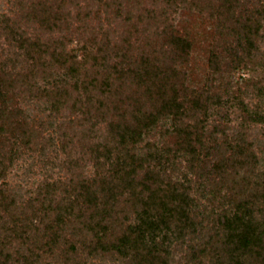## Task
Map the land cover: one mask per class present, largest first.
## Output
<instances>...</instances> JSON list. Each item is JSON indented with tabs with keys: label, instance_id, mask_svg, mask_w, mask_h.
Here are the masks:
<instances>
[{
	"label": "trees",
	"instance_id": "16d2710c",
	"mask_svg": "<svg viewBox=\"0 0 264 264\" xmlns=\"http://www.w3.org/2000/svg\"><path fill=\"white\" fill-rule=\"evenodd\" d=\"M7 1L0 264H264V0Z\"/></svg>",
	"mask_w": 264,
	"mask_h": 264
},
{
	"label": "rangeland",
	"instance_id": "374dc122",
	"mask_svg": "<svg viewBox=\"0 0 264 264\" xmlns=\"http://www.w3.org/2000/svg\"><path fill=\"white\" fill-rule=\"evenodd\" d=\"M7 9L8 1L0 0V13L6 11ZM176 25L180 32L185 33L192 40L193 50L185 71L188 85L192 87H199L207 69V53L215 42V38L211 32L210 22L206 18L198 16L197 14L189 15L188 13L180 12L177 15ZM114 27L117 29L119 28V26ZM260 71L261 73L259 75H261V77L264 76V69H260ZM259 75H257V77ZM36 115L38 114H35V116ZM16 172L19 174L18 171ZM13 174L10 177L11 185H19L25 187L26 189L33 188V183H36L41 179L39 175H36L30 176L27 181L22 182L20 180L18 181L17 177Z\"/></svg>",
	"mask_w": 264,
	"mask_h": 264
}]
</instances>
